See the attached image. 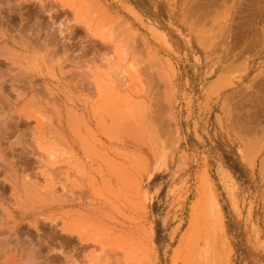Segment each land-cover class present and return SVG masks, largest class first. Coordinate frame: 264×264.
Masks as SVG:
<instances>
[{
    "label": "bare ground",
    "instance_id": "6f19581e",
    "mask_svg": "<svg viewBox=\"0 0 264 264\" xmlns=\"http://www.w3.org/2000/svg\"><path fill=\"white\" fill-rule=\"evenodd\" d=\"M120 12L0 0V264H163L147 190L176 150L175 93ZM205 247L186 230L170 264H216Z\"/></svg>",
    "mask_w": 264,
    "mask_h": 264
},
{
    "label": "rangeland",
    "instance_id": "374dc122",
    "mask_svg": "<svg viewBox=\"0 0 264 264\" xmlns=\"http://www.w3.org/2000/svg\"><path fill=\"white\" fill-rule=\"evenodd\" d=\"M104 1L172 77L176 150L147 190L159 260L187 230L216 264H264V0Z\"/></svg>",
    "mask_w": 264,
    "mask_h": 264
}]
</instances>
